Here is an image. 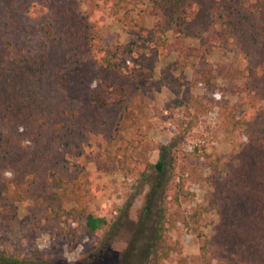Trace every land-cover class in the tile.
I'll list each match as a JSON object with an SVG mask.
<instances>
[{"label":"trees","instance_id":"1","mask_svg":"<svg viewBox=\"0 0 264 264\" xmlns=\"http://www.w3.org/2000/svg\"><path fill=\"white\" fill-rule=\"evenodd\" d=\"M14 9L41 22V50L4 33ZM258 15L264 17V0H0V264L24 262L15 244L21 202H33L29 221L47 220L74 237L77 222L90 237L109 225L105 212L90 209L101 191L78 162L86 145L101 135L115 138L157 82L172 91L183 87L195 60L198 83L215 86L205 62L213 44H239L248 59L249 75L236 92L242 115L231 113L227 125L238 134V150L228 162L195 156L194 169L182 175L175 151L147 166L145 179L155 176L159 200L147 264H172V214L196 235L200 264H264V28L254 22ZM108 20L135 40L108 43ZM194 38L198 47L189 43ZM166 56L174 61L155 82ZM194 175L210 185L206 205L181 214ZM210 213L218 221L207 238L199 225Z\"/></svg>","mask_w":264,"mask_h":264},{"label":"rangeland","instance_id":"2","mask_svg":"<svg viewBox=\"0 0 264 264\" xmlns=\"http://www.w3.org/2000/svg\"><path fill=\"white\" fill-rule=\"evenodd\" d=\"M15 14L7 20L4 33L10 37L20 36L32 45L30 47L41 50V39L45 37L40 30L37 32L41 22L18 11ZM256 17L254 22L261 30L264 17ZM108 21L109 27L105 28L108 43L135 40L134 35L120 25ZM189 43L193 47L200 45L196 38ZM174 57L166 56L158 64L155 82ZM205 62L217 77L215 86L198 83L200 63L195 60L186 72L183 87L172 91L157 82L154 90L146 91L140 109L126 116L124 128L115 138L107 139L101 135L86 145L78 162L94 174L93 179L101 191L90 209L99 214L105 212L110 221L96 237L82 231L80 222H77L79 235L74 237L69 229H60L47 220L41 224L29 221L34 206L30 200L16 206L19 227L15 244L17 251L23 254L22 264H147L159 213L158 196L153 194L157 190V181L154 175L145 179L147 166L163 157L169 160V151H175L180 154L181 166L177 172L182 175L183 170L194 169L195 156L202 155L203 159L206 154H213L228 162L235 159L238 150L235 148L238 134L228 130L227 125L231 113H235L236 119L242 115L238 109L242 96L236 92L244 86L249 75L248 59L239 44H213L212 53ZM209 173L207 167L204 176ZM194 176L197 182L187 183L192 197L179 211L181 214L191 215L206 205L210 185L204 177ZM169 218L176 226L169 236L176 249L172 264H200V243L196 235L175 222V214ZM217 221L214 213L204 216L199 229L205 237L213 236Z\"/></svg>","mask_w":264,"mask_h":264}]
</instances>
